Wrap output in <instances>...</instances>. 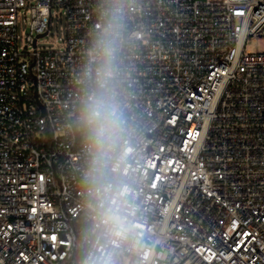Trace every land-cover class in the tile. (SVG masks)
Wrapping results in <instances>:
<instances>
[{
    "label": "built area",
    "instance_id": "1",
    "mask_svg": "<svg viewBox=\"0 0 264 264\" xmlns=\"http://www.w3.org/2000/svg\"><path fill=\"white\" fill-rule=\"evenodd\" d=\"M60 10L62 48L43 49ZM101 38L115 40L107 88L128 129L103 175L80 119ZM256 38L264 0H0V264H264ZM116 187L132 232L109 239Z\"/></svg>",
    "mask_w": 264,
    "mask_h": 264
},
{
    "label": "clouds",
    "instance_id": "2",
    "mask_svg": "<svg viewBox=\"0 0 264 264\" xmlns=\"http://www.w3.org/2000/svg\"><path fill=\"white\" fill-rule=\"evenodd\" d=\"M112 26L109 25V28ZM106 31H108L106 29ZM115 40L101 38L97 42L100 65L97 68L99 91L84 102L81 124L87 142V149L92 156L93 173L103 175L110 162H122L127 153L122 149V141L128 133L122 110L110 94L107 85L113 75ZM120 189L114 188L116 202L108 201L103 207L100 219L109 239L125 238L132 232V226L119 205ZM84 264H117L113 255L99 259H88Z\"/></svg>",
    "mask_w": 264,
    "mask_h": 264
},
{
    "label": "rangeland",
    "instance_id": "3",
    "mask_svg": "<svg viewBox=\"0 0 264 264\" xmlns=\"http://www.w3.org/2000/svg\"><path fill=\"white\" fill-rule=\"evenodd\" d=\"M203 1V0H199ZM29 23V12H26L25 15H20L19 24H18V35L19 39L24 40V36L27 33ZM65 39V17L62 13V10L56 14L50 26L49 35L43 38L39 47L46 50L58 51L62 48L63 40ZM245 50L251 53H258L264 51V38H256L255 40H249L246 43Z\"/></svg>",
    "mask_w": 264,
    "mask_h": 264
},
{
    "label": "snow or ice",
    "instance_id": "4",
    "mask_svg": "<svg viewBox=\"0 0 264 264\" xmlns=\"http://www.w3.org/2000/svg\"><path fill=\"white\" fill-rule=\"evenodd\" d=\"M245 235H247V233H246ZM52 239H53V240H55V239H56V237H55V236H53V237H52Z\"/></svg>",
    "mask_w": 264,
    "mask_h": 264
},
{
    "label": "water",
    "instance_id": "5",
    "mask_svg": "<svg viewBox=\"0 0 264 264\" xmlns=\"http://www.w3.org/2000/svg\"><path fill=\"white\" fill-rule=\"evenodd\" d=\"M45 34H46V33H45ZM45 34H43V35H41V36H38V37H43V36H45ZM33 45H35V43H34Z\"/></svg>",
    "mask_w": 264,
    "mask_h": 264
}]
</instances>
